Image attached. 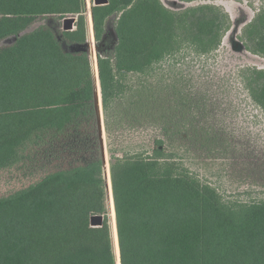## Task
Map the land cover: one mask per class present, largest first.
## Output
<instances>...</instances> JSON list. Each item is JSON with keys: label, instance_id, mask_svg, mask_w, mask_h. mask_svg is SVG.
Wrapping results in <instances>:
<instances>
[{"label": "trees", "instance_id": "1", "mask_svg": "<svg viewBox=\"0 0 264 264\" xmlns=\"http://www.w3.org/2000/svg\"><path fill=\"white\" fill-rule=\"evenodd\" d=\"M92 10L97 41L118 14L115 56L99 58L106 112L125 91L126 73H142L172 50L176 29H194L191 41L207 51L221 44L220 32L232 22L209 4L176 13L162 0H110ZM84 11V0H0V170L31 157L49 133L58 138L84 122L95 125L96 59L93 69L87 51L63 45L86 43ZM50 14L79 20L74 30H60L59 40L48 24L33 28ZM250 36L258 46L247 49L264 54V34ZM252 98L264 109V82L252 88ZM154 152L113 158L112 232L107 218L98 227L90 222L94 214L110 216L101 159L0 197V264H120L119 245L121 264H264V201L227 206L213 187L164 160L160 146Z\"/></svg>", "mask_w": 264, "mask_h": 264}, {"label": "rangeland", "instance_id": "2", "mask_svg": "<svg viewBox=\"0 0 264 264\" xmlns=\"http://www.w3.org/2000/svg\"><path fill=\"white\" fill-rule=\"evenodd\" d=\"M162 2L176 13L209 4L220 15L229 14L232 22L220 32L221 44L207 51L191 41L194 29H176L172 50L146 71L126 73L122 80L125 91L112 100L107 112L102 95V129L97 116L94 126L84 122L79 130L68 129L67 136L45 135L31 157L0 170V197L37 182L50 172L95 159L103 161L106 156L108 162L103 168L111 216L108 211L106 218L112 232L113 158L154 157L155 148L160 146L164 160H173L181 172L213 187L227 206L264 201V109L252 98V88L264 82V76L257 72L264 71V54L246 47L258 46L257 38L250 35L264 34L262 21L252 30L248 27L264 14V0ZM84 4L90 31L88 14L93 11L94 0H84ZM117 19L118 14L108 19L104 37L108 43L101 50L97 46L104 39L95 40L94 25V37L87 36L93 69L95 59L100 71L99 58L115 56ZM37 21L33 28L48 24L61 37L62 23L56 15H45ZM236 23L239 27L234 32ZM229 31L232 32L228 35ZM11 41L13 38L1 44ZM238 41L244 44L243 49L236 46ZM70 47L66 44V49ZM115 255L117 258L116 250Z\"/></svg>", "mask_w": 264, "mask_h": 264}, {"label": "water", "instance_id": "3", "mask_svg": "<svg viewBox=\"0 0 264 264\" xmlns=\"http://www.w3.org/2000/svg\"><path fill=\"white\" fill-rule=\"evenodd\" d=\"M172 2L177 3L178 0H172ZM109 3H110V0H94V5H96V6H99V5H107ZM91 15H92V17H91L92 18V24L94 25L93 11L91 12ZM232 19L235 21L234 16H232ZM77 21H78V15H76V14H71V15L65 17L62 20V22H61L62 23L63 30L64 31H72V30H74ZM238 27H239L238 23H236V25L233 26L234 32H236V30L238 29ZM231 32L232 31H229L228 32V35ZM15 39H16V37L13 38V41H15ZM58 39L61 40V37L58 36ZM7 40H9V39H6L4 41H7ZM95 40H96V36H95ZM13 41H11V43ZM107 43H108V40H107V38H105L103 40V42L100 44V47L97 46V49L98 50H101L102 48H104L107 45ZM76 46H79V47L76 48ZM236 46L237 47H240L241 49H243L245 47L244 44H242V42H239V41L236 43ZM64 47L66 48V43H65ZM67 50L68 51H71V52L77 51V50H82V51H87L88 53H90L91 52L90 42H89V40H87L86 43H84V44H78V45H75V46L74 45H71L70 50L69 49H67ZM98 68H99V66H98ZM98 78H99L98 88H97V85L94 84V92H95L94 100H95V103H96V110H97V116H98V121H99L98 124H99L100 128L102 129L103 124H102L101 107H100L101 106V102H102V88H101V81H100V71H98ZM98 93H99V95H98ZM107 162H108V160H107L106 156H104V160H103V166H104V168H106ZM113 201H115L114 198H113ZM114 206H115V204H114ZM115 218H116V225H117L116 209H115ZM105 219H106V214H102V213H100V214H94V215L91 216L90 222H91V225L93 227H98V226H102L103 225ZM117 235H118V229H117ZM118 244H119V236H118ZM119 253H120V245H119ZM120 264H121V253H120Z\"/></svg>", "mask_w": 264, "mask_h": 264}, {"label": "crops", "instance_id": "4", "mask_svg": "<svg viewBox=\"0 0 264 264\" xmlns=\"http://www.w3.org/2000/svg\"><path fill=\"white\" fill-rule=\"evenodd\" d=\"M76 27V26H75ZM88 32H89V30H88ZM88 35H90V34H88ZM90 37V36H89Z\"/></svg>", "mask_w": 264, "mask_h": 264}]
</instances>
